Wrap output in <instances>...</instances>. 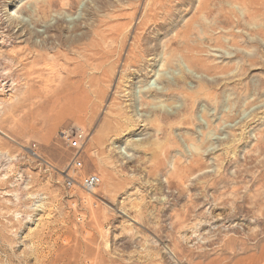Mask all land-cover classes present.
Returning a JSON list of instances; mask_svg holds the SVG:
<instances>
[{
    "label": "rangeland",
    "instance_id": "rangeland-1",
    "mask_svg": "<svg viewBox=\"0 0 264 264\" xmlns=\"http://www.w3.org/2000/svg\"><path fill=\"white\" fill-rule=\"evenodd\" d=\"M225 257L264 264V0H0V264Z\"/></svg>",
    "mask_w": 264,
    "mask_h": 264
},
{
    "label": "bare ground",
    "instance_id": "bare-ground-1",
    "mask_svg": "<svg viewBox=\"0 0 264 264\" xmlns=\"http://www.w3.org/2000/svg\"><path fill=\"white\" fill-rule=\"evenodd\" d=\"M161 6V5H160ZM31 56H32V58H33V60H32V62L30 63V66L31 67H36V66H38V65H40V64H46V60L44 59V57L42 56V55H40L38 52H36V51H34V50H30L29 52H28ZM57 57V56H56ZM55 57V58H56ZM22 58L23 57H20V58H18L19 59V61L20 60H22ZM50 59V60H48V61H52V63L51 62H49L50 63V66L52 65L53 66V64L55 63L56 64V67L58 68V69H60V71H63V73H65L66 74V77L64 78V79H60V77H59V73L58 72H55V73H53V71H52V68H51V72H52V77H50V79L51 78H57L58 79V81L59 82H62V83H67L68 84V86L69 87H66V88H60V89H57V90H53V91H55V93H56V95H63L62 96V98H70V96H72V95H75V94H79L80 92H81V87H80V84H81V82L82 81H84L85 79H87L88 77V75H87V73H86V71H83V67L81 66V65H75V64H72L71 63V60L69 61L68 59H65V58H63L64 59V61H62V63H60L57 59ZM184 58V57H183ZM62 59V60H63ZM180 59H182V58H180ZM184 59H187V58H184ZM183 60V59H182ZM183 61H185V60H183ZM189 61H191V60H189ZM186 62V61H185ZM184 62V63H185ZM186 63H188V62H186ZM69 65H71V67L69 66ZM187 65H189V64H187ZM194 66V65H193ZM197 67V66H196ZM81 69V70H80ZM50 71V70H49ZM39 72H40V70H35L33 73H29L28 75H34V74H39ZM50 76V75H49ZM43 77V76H42ZM79 78L80 79V81L79 80H73L72 78ZM43 79V78H42ZM45 80V79H44ZM33 90H31V92H32ZM238 214V213H237ZM199 235V234H198ZM232 236V235H231ZM228 237V236H227ZM247 237V236H246ZM243 239H245V238H243ZM247 239V238H246ZM245 241V240H244ZM261 242V241H260ZM220 246H221V248L224 250V251H228V252H233V255H235V252L236 251H239V252H237L238 254L239 253H244L245 254V252H247V250H248V247H247V245L245 244V242H243V240L242 239H237V237L236 238H231V237H228L227 239H221L220 240ZM259 243V242H258ZM247 244H248V242H247ZM256 244H257V242H256ZM261 244V243H260ZM249 245V244H248ZM219 246V247H220ZM263 246V245H262ZM252 247V246H251ZM250 247V248H251ZM255 247V246H254ZM213 248V247H212ZM214 249V248H213ZM250 250V249H249ZM252 250V249H251ZM256 251V250H255ZM221 252V251H220ZM223 252V251H222ZM257 252V251H256ZM256 252H255V255H256ZM260 253H261V251H260ZM226 255H228L227 253H226ZM261 255H262V253H261ZM201 256V255H200ZM238 257V256H237ZM242 257V256H241ZM248 257V256H247ZM246 257V258H247ZM261 257V256H260ZM222 258V257H221ZM234 258V257H233ZM233 258H223L218 264H230V260H234ZM245 258V259H246ZM257 258V256L255 257V259ZM259 259V258H258ZM257 259V260H258ZM218 260H219V257H218ZM250 260V259H249ZM249 260H247V261H249ZM243 261V260H242ZM251 261H252V259H251ZM250 261V262H251ZM259 261V260H258ZM258 261H257V263H258ZM232 262V261H231ZM245 262V261H244ZM234 263V262H233ZM239 263H241V261H236L234 264H239ZM263 263V261L262 262H260V264H262Z\"/></svg>",
    "mask_w": 264,
    "mask_h": 264
},
{
    "label": "built area",
    "instance_id": "built-area-1",
    "mask_svg": "<svg viewBox=\"0 0 264 264\" xmlns=\"http://www.w3.org/2000/svg\"><path fill=\"white\" fill-rule=\"evenodd\" d=\"M63 138L67 145V148L73 152L70 166L72 171L76 172L83 167L82 161L80 159V154L83 151L86 143V134L83 130L75 128L73 130L65 132L63 134ZM74 182V179L69 177L66 180V186L70 188L73 186ZM99 184L100 179L95 174L83 176L79 182L80 188L88 194L92 193Z\"/></svg>",
    "mask_w": 264,
    "mask_h": 264
}]
</instances>
